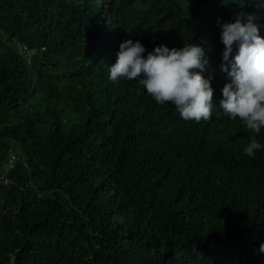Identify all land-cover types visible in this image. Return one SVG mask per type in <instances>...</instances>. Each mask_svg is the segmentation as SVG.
<instances>
[{
  "label": "trees",
  "instance_id": "trees-1",
  "mask_svg": "<svg viewBox=\"0 0 264 264\" xmlns=\"http://www.w3.org/2000/svg\"><path fill=\"white\" fill-rule=\"evenodd\" d=\"M225 2L0 0V264H264V151L216 115L218 21L253 15L264 37V0ZM129 38L202 46L212 118L110 81Z\"/></svg>",
  "mask_w": 264,
  "mask_h": 264
},
{
  "label": "clouds",
  "instance_id": "clouds-1",
  "mask_svg": "<svg viewBox=\"0 0 264 264\" xmlns=\"http://www.w3.org/2000/svg\"><path fill=\"white\" fill-rule=\"evenodd\" d=\"M229 2L242 4L243 0ZM254 20L253 15L237 13L231 21H218L223 45L219 69L229 82L221 88V111L216 115L239 119L245 130L259 135L264 129V37ZM208 65L199 44L171 48L161 44L146 51L139 39L129 38L120 42L108 79L134 81L138 95L146 92L157 105H173L185 122L200 123L209 121L214 110L211 76L204 75ZM255 135L242 149L249 158L264 151ZM259 251L264 253V242Z\"/></svg>",
  "mask_w": 264,
  "mask_h": 264
},
{
  "label": "built area",
  "instance_id": "built-area-1",
  "mask_svg": "<svg viewBox=\"0 0 264 264\" xmlns=\"http://www.w3.org/2000/svg\"><path fill=\"white\" fill-rule=\"evenodd\" d=\"M19 51L26 57L28 58L30 55H32L35 51L33 50H29L27 47L25 46H19L18 47ZM15 156L11 155L8 160L7 163L5 165V168L9 171V169H11L13 162H14ZM2 170V173H0V184L3 185H7L8 183H10V179L7 177L6 175V171Z\"/></svg>",
  "mask_w": 264,
  "mask_h": 264
}]
</instances>
